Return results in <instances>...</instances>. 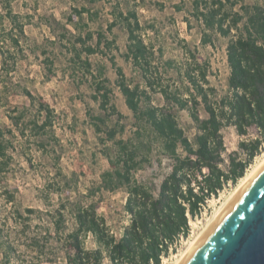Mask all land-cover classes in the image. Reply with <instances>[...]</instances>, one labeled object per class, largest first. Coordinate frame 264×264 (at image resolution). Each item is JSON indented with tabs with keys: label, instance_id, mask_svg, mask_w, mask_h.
Here are the masks:
<instances>
[{
	"label": "trees",
	"instance_id": "1",
	"mask_svg": "<svg viewBox=\"0 0 264 264\" xmlns=\"http://www.w3.org/2000/svg\"><path fill=\"white\" fill-rule=\"evenodd\" d=\"M89 1L95 3L97 0ZM120 6L121 2H117L112 7L113 19L108 22L106 30L112 32L119 23L125 26L128 43L124 58L132 62L142 78L141 82L129 81L123 68L117 65L113 56L110 57L118 76L115 86L134 117L130 138H118L119 133L125 131V125L120 121L113 126L108 125V118L112 115L117 114L119 120L123 115L111 103L114 89L104 75L105 68L100 66L94 71L89 59L100 51L101 46L111 48L115 44V40L106 39L104 32L89 30L84 22L85 13L91 20L98 13H91L85 6L74 7L73 13L66 18V25H72L75 33H71L65 25L64 32L56 34L55 39L61 44L67 39V33L72 35L73 39L62 46L70 55L68 65L72 72H80L83 78L90 75L92 80V98L103 114L94 116L88 112V115L96 134L104 133L100 139L105 147L103 155L108 160L109 169L101 174L99 184H93L83 195L92 202L83 205L78 200L67 209L75 219V228L65 236L66 261L57 263L48 260L51 264H100L105 255L110 264H162L179 238L188 236L190 220L199 214L207 196L217 195L224 182L236 184L245 176L247 162H237L232 158L229 165L224 164L222 155L226 147L223 129L233 126L239 135L245 136L251 127H256L260 137L250 146L249 160L258 153L260 145H264V4H248L245 0H193L192 15L203 27L202 45L213 46L214 36L228 39V91L220 98L209 81V65L199 62L192 51L188 52L189 58L181 68L183 70L177 68L186 94L179 87L172 89L169 83L164 84L159 66L155 64V60L163 58V51L159 48V56H156L154 46L145 42L142 32L146 28L138 16V4L128 6L126 10ZM2 9L5 11V14H0L2 71L10 74L16 68L18 59L25 56L22 41L26 40L25 26L29 21L28 16L22 21L13 13L10 0H6ZM47 25L51 27L49 22ZM80 27L86 32L82 33ZM93 40L95 45L89 44ZM41 55L45 56L42 63L48 74L52 73L54 61L48 56L49 51L41 50ZM175 64L172 59L163 63L170 68ZM154 71L159 78H155ZM10 85H18L30 105L12 106L4 104L0 98V107L5 110L6 118L13 127L0 126L2 179L7 178L15 161L13 153L18 152V138H24L25 143L33 140L40 150L45 151L51 143L45 136L53 128L54 119V110L50 105L35 96L27 86ZM7 90L3 89L4 92ZM156 92L161 93L165 101L163 106L154 103ZM201 104L207 118L200 116L198 107ZM35 106L37 115L29 116L28 112ZM179 110H187L193 120L196 128L193 140L179 123ZM242 147L249 149L246 144ZM153 152L159 155L158 163H161V156L172 160L171 171L161 182L156 195L135 178L137 171L152 163ZM60 176V171L55 173V179ZM120 189L127 193L124 209L129 215V224L122 236L116 238L109 231L104 217L98 214L96 199L103 191L112 193ZM52 191L61 195L59 189ZM6 193L7 200L12 202L14 198L9 190ZM63 209L57 210L59 220L55 222V229L58 232L64 216ZM26 211L34 213L30 208ZM89 234L93 235L97 245L93 250L85 248L84 238ZM33 248L40 251L38 245Z\"/></svg>",
	"mask_w": 264,
	"mask_h": 264
},
{
	"label": "rangeland",
	"instance_id": "2",
	"mask_svg": "<svg viewBox=\"0 0 264 264\" xmlns=\"http://www.w3.org/2000/svg\"><path fill=\"white\" fill-rule=\"evenodd\" d=\"M134 1L97 0L92 3L89 0H10L13 13L22 21L28 16L29 24L25 26L26 40L22 41L25 56L18 59L16 68L10 74L2 71L0 54V98L4 104L29 106L28 98L19 91L18 85L10 84L27 86L35 96L50 105L54 110V119L53 128L48 132L51 139L48 135L45 136L46 140L51 141L47 149L42 151L33 140L25 143L24 138H18V152L13 153L15 161L9 175L6 179L0 178V264H51L48 260L65 263V236L75 228V219L67 209L78 200L83 205L92 202V199H85L83 195L93 184H99L101 174L109 169L108 160L103 155L105 147L100 139L104 137V133L96 134L88 115V112L94 116L103 114L99 104L92 98L94 89L90 75L83 78L80 72H72L68 65L70 55L62 46L73 39L72 35L67 33V39L62 44L55 39L56 34L64 32L62 29L66 25V18L73 13L74 7L85 6L91 13L97 12L98 16L93 20L88 18V14L83 15L88 29L104 32L108 41L115 40L111 48L103 45L89 59L94 71L100 66L105 68L104 75L113 86L111 103L123 118L119 120L117 114L112 115L108 118V125L113 126L117 121L125 125L124 133H119L118 138L127 139L133 135L134 117L115 86L118 76L110 57L113 56L117 65L123 68L129 81L141 82L142 78L132 62L124 58L128 43L125 26L119 23L112 32L106 30L108 22L113 19L111 9L117 2H121L120 7L124 10L138 4V16L146 28L142 32L145 42L154 46L156 56H159V48L163 51V58L161 61L155 60V64L159 66L164 84L169 83L172 89L179 87L186 94L177 68L183 70L181 68L189 58L188 52L192 51L199 62L209 65L211 73L208 78L216 89V96L220 98L227 94L230 75L226 55L228 39L214 36L213 46L202 45L203 27L192 15L193 0H136V4ZM245 1L248 4H264V0ZM5 2L6 0H0V14H5L2 9ZM6 20L5 18L7 26L9 24ZM75 20H78L76 16ZM48 22L51 27L47 25ZM66 27L71 33H75L72 25ZM80 31L85 33L86 29L80 27ZM89 44L95 45V40ZM46 49L49 51L48 56L54 61L53 71L49 74L42 63L45 56L41 55V50ZM168 59L175 60V66L170 68L163 65ZM156 72L154 71L155 78H159L156 77ZM5 88H8L7 92L3 91ZM153 101L156 105L165 104L159 92L153 95ZM36 110L37 107H33L28 112L29 116L37 115ZM198 110L201 118H207L202 104ZM177 116L186 135L193 140L196 128L189 112L179 110ZM7 125L13 128L6 118L5 110L0 107V126ZM222 133L226 147L222 155L224 164L229 165L232 158L237 162H247V175L264 157V145H260L254 158L248 159L252 142L260 137L256 127H251L245 136L239 135L233 126L225 127ZM242 144L248 145L249 149L242 147ZM152 158L151 164H146L135 173V178L156 195L161 182L171 171L172 160L161 156V163H158L159 155L156 152H153ZM58 171L61 176L55 179ZM204 172L207 173L208 170L204 169ZM240 180L241 178L236 184L224 182L217 195L207 196L199 214L190 220L188 236L179 238L170 254L163 258L162 264L177 262L187 245L206 227ZM6 186L14 198L12 202L7 200ZM56 189L60 190L61 195L52 191ZM100 196L96 199L97 212L106 220L111 234L120 238L129 224V215L124 209L127 193L120 189L112 193L103 191ZM28 208L33 209L34 213H28ZM61 208L65 209L58 232L55 222L59 220L57 210ZM84 244L87 250L97 247L92 234L84 238ZM34 245L39 246V252L34 250ZM100 264H110L106 255Z\"/></svg>",
	"mask_w": 264,
	"mask_h": 264
},
{
	"label": "water",
	"instance_id": "3",
	"mask_svg": "<svg viewBox=\"0 0 264 264\" xmlns=\"http://www.w3.org/2000/svg\"><path fill=\"white\" fill-rule=\"evenodd\" d=\"M178 264H264V164Z\"/></svg>",
	"mask_w": 264,
	"mask_h": 264
},
{
	"label": "bare ground",
	"instance_id": "4",
	"mask_svg": "<svg viewBox=\"0 0 264 264\" xmlns=\"http://www.w3.org/2000/svg\"><path fill=\"white\" fill-rule=\"evenodd\" d=\"M264 164V157L261 159L260 163L254 167L247 175H245L243 178H241L240 183L235 187L234 191L229 195V197L221 204V206L218 208L214 216L209 220V223L204 227V229L197 235L195 239H193L188 245L187 248L182 252L180 258L177 260L175 264H178L179 261L182 259V257L187 253V251L196 244L200 236L205 232V230L215 221L219 213L222 211V209L226 206V204L229 202V200L232 198V196L244 185L246 184L249 179L255 174V172Z\"/></svg>",
	"mask_w": 264,
	"mask_h": 264
},
{
	"label": "built area",
	"instance_id": "5",
	"mask_svg": "<svg viewBox=\"0 0 264 264\" xmlns=\"http://www.w3.org/2000/svg\"><path fill=\"white\" fill-rule=\"evenodd\" d=\"M193 186H195V185L193 184Z\"/></svg>",
	"mask_w": 264,
	"mask_h": 264
}]
</instances>
